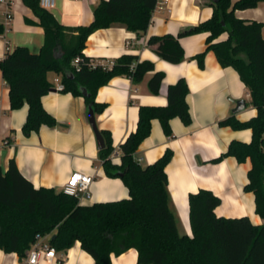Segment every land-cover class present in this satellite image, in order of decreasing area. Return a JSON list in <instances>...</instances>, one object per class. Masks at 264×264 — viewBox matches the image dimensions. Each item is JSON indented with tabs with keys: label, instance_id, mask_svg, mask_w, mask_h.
I'll return each instance as SVG.
<instances>
[{
	"label": "trees",
	"instance_id": "1",
	"mask_svg": "<svg viewBox=\"0 0 264 264\" xmlns=\"http://www.w3.org/2000/svg\"><path fill=\"white\" fill-rule=\"evenodd\" d=\"M22 2L39 18L45 32L44 46L37 54L26 46L8 50L0 60V67L9 86L11 109H19L25 103L29 106L23 126L25 135L57 123L41 101L54 88L48 80L50 72L62 77L63 92L84 97L88 110L96 115L105 109L104 104L96 101L97 92L115 77L128 76L137 84L153 73L149 90L159 94L165 74L156 71L153 62L124 54L109 68L102 64L94 66L96 60L84 53L91 34L113 25H123L140 37L145 35L158 0H101L93 22L75 28L60 24L51 11L41 7L40 0ZM262 2L204 0V4L213 8L209 20L187 27L177 35L152 36L148 46L163 60L179 64L185 56L181 39L205 33L207 48L194 57L199 67L204 68L207 52L213 51L222 67H231L239 73L257 115L248 121L231 116L221 125L234 130L250 129L252 141H232L227 153L217 161L224 157H235L240 163L250 160L245 191L254 194L256 213L264 220V22L236 15L237 11L255 9ZM3 31L0 24V34ZM224 34L227 39L220 41ZM77 57L81 60L75 68L73 61ZM188 94L187 81L180 78L168 87L167 105L139 107L137 129L120 146V164L111 159L114 148L110 132L101 131L106 147L99 154L105 172L123 180L129 190L126 199L82 205L78 198L64 191L36 188L14 160L7 172L0 169V249L26 260L37 240L52 234L50 245L57 252H66L79 242L93 257L94 264H112V255L131 249L138 253V264H264V223L256 225L246 216H218L220 197L200 189L189 195L192 236L182 235L168 194L166 167L173 151L168 149L163 157L146 167L135 159L137 150L151 134L154 120H159L167 137L172 136V119L191 124Z\"/></svg>",
	"mask_w": 264,
	"mask_h": 264
},
{
	"label": "crops",
	"instance_id": "2",
	"mask_svg": "<svg viewBox=\"0 0 264 264\" xmlns=\"http://www.w3.org/2000/svg\"><path fill=\"white\" fill-rule=\"evenodd\" d=\"M101 0H56L52 14L67 28L87 26L94 20V11ZM7 14L12 16L6 25ZM213 8L204 0H158L147 32L143 36L127 30L123 25L101 29L88 38L84 53L103 64L114 62L124 54L138 56L139 61L154 63L156 71L164 72L165 78L159 94L150 92L148 83L153 73L134 84L128 76L113 78L99 88L96 101L105 109L96 115L99 130L111 134L115 155L112 162L121 163L120 146L138 125V109L141 105L165 106L167 91L180 78L187 81L192 122L185 125L180 119L171 120L172 136L167 137L159 120L152 122L150 136L141 144L135 159L143 167L154 164L165 152L173 151V158L166 167L170 206L178 220L182 235H192L190 224L189 195L200 189L212 191L220 197L218 216L229 218L249 217L252 223L262 225L264 220L256 213L255 196L246 192L251 162L224 157L232 141L250 143V129L234 130L221 125L231 116L248 121L257 115L250 105V97L239 73L231 67H222L213 51L205 57L200 68L194 57L207 48V34H197L181 39L184 60L171 64L148 46L152 36L177 35L181 30L207 21ZM239 18L264 22V2L255 9L237 11ZM0 60L9 50L26 46L33 53H40L45 43V32L39 18L25 6L22 0H0ZM264 37V27L262 29ZM227 34L220 41L227 39ZM61 56L60 52L57 53ZM62 77L54 72L48 80L54 88L42 98L44 109L56 119L54 127L42 126L38 132L25 135L23 126L29 106L12 110L10 90L0 67V169L5 173L14 160L20 172L36 187L64 191V186L74 172L93 177L90 198L80 204L92 205L117 201L129 197V190L121 178L107 176L94 130L88 119L85 98L70 92L58 91L56 80ZM239 100H245L246 108L234 115L232 110ZM51 235L42 237L39 243L50 244ZM62 260V262L60 261ZM112 264H138V253L131 249L121 255L111 256ZM0 264H26L17 253H5L0 249ZM40 264H94L93 257L85 252L79 242L66 252H57L52 262Z\"/></svg>",
	"mask_w": 264,
	"mask_h": 264
},
{
	"label": "built area",
	"instance_id": "3",
	"mask_svg": "<svg viewBox=\"0 0 264 264\" xmlns=\"http://www.w3.org/2000/svg\"><path fill=\"white\" fill-rule=\"evenodd\" d=\"M40 5L43 9L52 11L56 7V0H40ZM157 9V7H156ZM155 9V10H156ZM12 21V16L10 14H7L6 17V25L9 26ZM80 57H77L73 61V66L75 68H78L80 63ZM96 64H100L98 62H95L94 66ZM103 66H108L111 68L114 65V62L109 63H103ZM57 86L56 89L58 91H63L64 85L60 82V80H56ZM115 155V153L113 154ZM93 183V177L89 174H85L82 172H74L66 185L64 186V192L74 196L79 199H89L90 194L89 190L91 188V185ZM41 238L37 240V242L31 247V249L28 252V257L26 259V264H40L42 260H45L47 262H52L57 257V251L54 247H52L50 244L47 243H39Z\"/></svg>",
	"mask_w": 264,
	"mask_h": 264
},
{
	"label": "water",
	"instance_id": "4",
	"mask_svg": "<svg viewBox=\"0 0 264 264\" xmlns=\"http://www.w3.org/2000/svg\"><path fill=\"white\" fill-rule=\"evenodd\" d=\"M245 108H246L245 100H239L236 103V107L232 110V113L234 115H236L238 113L243 112L245 110ZM88 119H89V122H90L93 130H94V133H95V136L97 139L98 148H99V150H102L106 147V143H105L104 136L101 133V130H99V128H98L96 114L93 110H90L88 112ZM121 176H122V174H121ZM54 238H55V236H53V239Z\"/></svg>",
	"mask_w": 264,
	"mask_h": 264
},
{
	"label": "rangeland",
	"instance_id": "5",
	"mask_svg": "<svg viewBox=\"0 0 264 264\" xmlns=\"http://www.w3.org/2000/svg\"><path fill=\"white\" fill-rule=\"evenodd\" d=\"M192 236V235H191Z\"/></svg>",
	"mask_w": 264,
	"mask_h": 264
}]
</instances>
